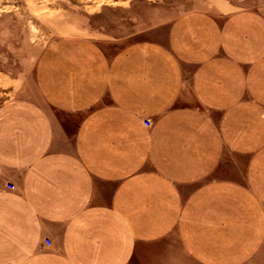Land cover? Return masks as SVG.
<instances>
[{
    "label": "crops",
    "instance_id": "obj_1",
    "mask_svg": "<svg viewBox=\"0 0 264 264\" xmlns=\"http://www.w3.org/2000/svg\"><path fill=\"white\" fill-rule=\"evenodd\" d=\"M33 83L0 103V264H264V3L53 41Z\"/></svg>",
    "mask_w": 264,
    "mask_h": 264
},
{
    "label": "rangeland",
    "instance_id": "obj_2",
    "mask_svg": "<svg viewBox=\"0 0 264 264\" xmlns=\"http://www.w3.org/2000/svg\"><path fill=\"white\" fill-rule=\"evenodd\" d=\"M264 0H0V103L37 98L33 69L59 39L97 42L109 54L128 43L157 39L168 23L192 10L258 7Z\"/></svg>",
    "mask_w": 264,
    "mask_h": 264
},
{
    "label": "built area",
    "instance_id": "obj_3",
    "mask_svg": "<svg viewBox=\"0 0 264 264\" xmlns=\"http://www.w3.org/2000/svg\"><path fill=\"white\" fill-rule=\"evenodd\" d=\"M10 188L12 189V187H10ZM45 242L48 244L47 240Z\"/></svg>",
    "mask_w": 264,
    "mask_h": 264
}]
</instances>
